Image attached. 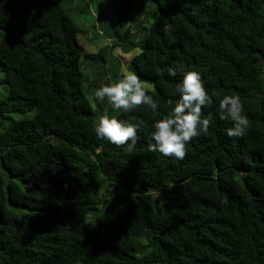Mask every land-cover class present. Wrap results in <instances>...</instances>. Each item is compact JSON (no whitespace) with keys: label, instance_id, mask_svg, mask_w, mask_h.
<instances>
[{"label":"trees","instance_id":"16d2710c","mask_svg":"<svg viewBox=\"0 0 264 264\" xmlns=\"http://www.w3.org/2000/svg\"><path fill=\"white\" fill-rule=\"evenodd\" d=\"M95 1L100 24L106 1L120 26L145 33L130 70L159 111L196 70L209 92L240 97L248 130L228 137L210 105L208 132L183 159L165 157L149 150L141 105L116 114L144 121L132 153L97 139L108 103L94 91L112 73L94 64L85 77L65 0H0V264H264V0ZM109 36L112 53L121 37Z\"/></svg>","mask_w":264,"mask_h":264},{"label":"clouds","instance_id":"9594fccd","mask_svg":"<svg viewBox=\"0 0 264 264\" xmlns=\"http://www.w3.org/2000/svg\"><path fill=\"white\" fill-rule=\"evenodd\" d=\"M165 31L168 27L165 26ZM169 75L175 71L169 69ZM147 86L140 77L128 69H121L119 76L101 83L94 91L95 98L111 106L113 112L129 113L143 105L151 112V131L147 135L149 150L165 157L183 159L186 145L209 130L211 119L202 115V108L215 105L219 118L231 122L225 129L228 137H241L249 127V120L244 113L239 96L209 92L205 88L200 72L188 70L183 79L176 84L174 94H179L170 108L164 113L159 111V100L148 94ZM144 127V121H129L110 115L105 109L94 122L93 129L97 139L107 140L116 145H124L126 151L132 153L137 143V132Z\"/></svg>","mask_w":264,"mask_h":264},{"label":"rangeland","instance_id":"374dc122","mask_svg":"<svg viewBox=\"0 0 264 264\" xmlns=\"http://www.w3.org/2000/svg\"><path fill=\"white\" fill-rule=\"evenodd\" d=\"M104 3L107 22L102 25L97 18L98 7L95 0H65L64 2V7L75 19L81 30L79 33V40L80 45L83 48L82 62H84V66H87V68L83 67V70L85 77L88 78L89 76V81H91L94 76H98V71L94 64H97L98 66L100 64V67L105 69L106 72L110 71L113 79H116L119 76L121 69L126 68L130 70L133 55L141 51L139 45L132 46L131 42L133 41L138 44L139 41L144 39L145 35L141 29L139 34L135 35L133 31L134 29L130 30V26L133 25L131 22L127 26H120L118 21L113 18L114 13H112L113 11L111 10L112 4L106 1H104ZM109 35H112V37L117 35L121 37V39L116 37L115 43L117 44L112 53H110V49H108V47H111L110 45L113 42L109 38ZM126 43L130 45L129 49L125 48ZM99 52H103L102 55L108 59L107 62H105L102 58H99L98 60L88 58L89 54ZM109 76H111V74ZM109 76L106 74L104 75V79L107 80V82ZM143 83L147 86L148 90H155L152 84L148 82ZM88 85L89 82H86L85 87H88ZM8 96L9 88L7 82L5 81L4 66L0 62V99H5ZM90 101L95 103V98H90ZM105 109L109 111L110 115H116L119 113L113 112L109 104L105 106ZM104 110L100 107L98 108V118Z\"/></svg>","mask_w":264,"mask_h":264}]
</instances>
